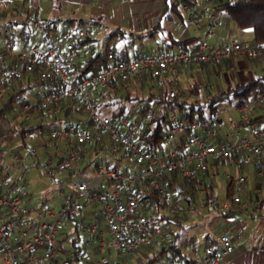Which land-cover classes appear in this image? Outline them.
Here are the masks:
<instances>
[{
    "label": "built area",
    "instance_id": "1",
    "mask_svg": "<svg viewBox=\"0 0 264 264\" xmlns=\"http://www.w3.org/2000/svg\"><path fill=\"white\" fill-rule=\"evenodd\" d=\"M183 7L187 13V24L198 26L202 13H195L188 5ZM88 34L89 32L83 28L59 30L57 39L60 44L49 42L42 35L40 41L33 44L29 50V63L11 65L5 69L0 81V88H8L15 81L33 72L41 79L58 80L66 84V94L79 96L86 114V124L73 123L60 132L55 130L50 132L52 139L72 135L78 145L77 148L69 150L57 167L59 169L70 168L73 162L82 160L86 143L103 142L101 134L93 133L88 129L91 126L99 127L107 133L111 151L117 152L122 149L129 154L136 166L135 172L123 173L114 166L103 164L99 168V173L104 178L123 185L122 190L110 185L106 187L89 186L83 181H77L72 184L73 195L65 199L56 211L49 208L28 207L24 204L25 184L18 180L8 181L1 173L0 264H52L57 261L60 264H73L70 259L74 257L73 253L61 259L58 257L57 234L61 220L97 204L102 206V217L109 230V246L113 253L112 259L109 261L105 259L104 264H126V258L135 254L142 245H150L153 242V236L159 237L161 240L164 239L160 227H153L151 231L149 230L148 221L149 218L155 217V210L150 208L146 212L149 198L133 194V187L137 184L149 180L151 190L157 192L159 199L167 206H174L176 200L167 194L164 184L160 182L161 176L164 174H177L185 178L193 191H197L201 187L200 178L210 170L211 165L215 167L223 162L234 161L237 165H251L254 172L264 178V125H256L244 135L226 132L220 142L215 146H210L214 130L208 120L192 121L185 124L183 120L179 119L167 129L166 139L168 142H172L188 131L189 135L183 143L188 151L177 153L175 150H171L166 158H162L158 153L147 150L142 144L123 134L108 116L99 112L97 104L92 99L94 88H103L115 81H125L132 77L143 78L147 74L166 80L170 86L177 81L176 72L180 66H194L234 56L261 58L264 61L261 48L253 46L249 40L229 41L213 45L200 41L195 49L178 50L161 55H140L118 61L112 60V53L108 51L107 58L111 61L106 68L98 73H89L80 79L70 80L69 66L73 63L77 53L75 42ZM3 56L4 54L0 51V62H3ZM36 61H40L42 65L35 70ZM168 94L172 97L179 92L170 87ZM59 96H48L46 99L33 103L26 102L23 108L34 111L44 110L48 103L56 100ZM263 102L264 91H261L239 108L242 119L248 120L253 108ZM148 113L153 116L154 110L149 108ZM172 118L175 120L174 115ZM133 123L137 125L136 121ZM123 124L127 123L124 121ZM129 132L135 137L144 133V130L142 126H137L130 129ZM44 169L48 168L44 166ZM232 178L233 176L229 172L225 173L227 181ZM235 181L238 188L233 191L230 201H224L223 208L228 210L231 204H236L244 210L258 209L260 207L259 199L249 197L247 200H243L241 196V185L247 181V176L239 175ZM262 198H264V191ZM44 216L52 217V219H42ZM98 227L97 223H92L88 226V230L94 232L99 229ZM146 229L148 234L144 237L134 234ZM232 251L233 244L230 236L222 234L219 236V246L204 248V264H217L225 254ZM76 261L90 264L92 258L90 254L80 252L76 255Z\"/></svg>",
    "mask_w": 264,
    "mask_h": 264
},
{
    "label": "crops",
    "instance_id": "2",
    "mask_svg": "<svg viewBox=\"0 0 264 264\" xmlns=\"http://www.w3.org/2000/svg\"><path fill=\"white\" fill-rule=\"evenodd\" d=\"M43 1H50L51 8L50 5H48L47 9H43L41 7ZM55 1L59 4L55 5ZM225 1L226 0H199L196 6H189L195 13H202L198 26L187 24V17L185 18L184 16L183 20H163V26L166 29L171 30L173 37L176 39L195 37L197 38L195 42L203 41L211 45L226 43L229 41H250L252 38L251 29L247 28L241 30L237 28L226 14L218 10ZM59 6H73V8L71 7L72 11H68L67 17H65L68 19H64L63 23L56 22L55 26H51L45 30L41 22L55 19L56 8ZM164 9L165 0H0V18L3 20L0 24V51L4 54V60L3 62H0V80L7 67L18 65L20 60L29 57L31 46L38 43L42 35H48L56 44H60L57 39V31L73 29L71 27L81 28L71 19L76 10L86 16L84 18L89 20L88 23L99 26L100 29H98L97 32L86 29L91 36L95 37L101 33L102 30H108L103 27L105 25L132 32H141L150 29L157 25L159 17H161ZM41 10H46V13L44 14L45 17L48 18H43ZM182 13L187 15L184 7H182ZM80 20L82 21L85 19L81 17ZM108 42L109 39H107L105 44ZM93 44L94 42H90L87 45H84V47L77 49L74 61H79L80 59L85 58L90 50H94L95 46ZM150 45L155 47L152 43H150ZM207 72L212 75L213 83L209 80L204 83L206 79H204L203 73ZM247 72H251L253 75L264 74V61L257 58L256 60H249L241 56H234L229 59L207 62L194 66H180L176 72L178 79L170 85V87L176 88L179 94H181L180 89L183 87L182 81L185 80L188 81V83L184 87L187 88L190 83H197L202 87V92L205 93L206 96H209L208 90L210 89H215V92H219L229 85H235L237 82L245 81ZM21 83L22 88L30 93V89L37 86L32 85V76L30 74L24 76L21 79ZM221 84L224 85V89L220 90ZM4 89L7 88H0V93ZM51 91L52 90L47 86H42L41 91H37L33 94L35 98L33 100L28 99L29 101L26 102L33 103L43 100L50 95ZM191 95L192 94L189 93V96ZM56 104L57 105L54 107L50 106L46 110H38L31 114L27 113L25 119L29 120L32 116H36L38 119L48 122L51 126L57 123L60 130L73 123L86 124L85 115H81L74 111L75 108L66 100V98ZM262 104L263 107H260ZM62 106H71V112L69 115H65ZM257 106H259L257 109L253 108L251 117L264 114V102ZM237 110L240 112L239 109ZM260 125H264V121H262ZM87 126L89 125L87 124ZM254 126L256 125H240L235 121H231L230 131L234 130L232 132L233 134L244 135ZM25 127L22 129L29 128ZM88 129L91 132L95 130V128L91 126H89ZM35 130L32 132H36ZM49 130L51 132L54 129L51 127ZM213 130L214 136L210 142L218 143L225 137V132L216 127H213ZM103 133L105 132L101 133L103 140L101 145H104V149L102 150L111 153V155H108L109 159L103 157L105 160L102 158L101 161L98 162L96 159L99 157L98 151L101 150H99V147L93 142L86 143L84 145L85 153L83 159L79 162H73L70 169L66 171V179L69 181V186L71 185L74 176L80 178V181L85 182L89 186H104L106 180L99 173V168L103 164L105 165L107 162H110L111 166L120 170H124V168L131 165V163H127L128 161H126V158L122 155L123 150L112 152L109 149L110 142L108 136ZM56 139H63L65 146V151L59 157V162L64 156H66L70 149L78 147L72 135ZM61 145L62 144L55 148L56 151L63 150V146ZM48 157V162H51V156ZM115 163H117V165ZM220 167H225L226 171L224 172H229L234 178L242 174L246 175L247 181L241 185V196L243 200H247L249 197L259 199L260 207L258 209L253 208L250 210H244L239 205L231 204L230 209L226 210L223 208V202L221 207L218 206V209L221 210V217L215 227L213 235L206 236L204 245L200 250L193 246V242H190L188 243L190 248L188 247L186 250L183 249V251L188 257L195 261V264H204V248L213 242L215 244L218 243L217 246H219V236L227 234L232 240L233 251L225 254L217 264H264V198H262V192L264 191V178L258 176L251 165H237L234 161L223 162L222 164H217L215 167L211 165L210 170L201 176L204 183L213 188V200L210 203L215 201L213 179L220 175ZM224 181L226 191L227 180L225 179ZM69 186L67 187V190L62 189L60 193L62 199L58 205L45 208L56 211L61 203L72 195L73 192H71L72 190L69 189ZM235 188H238L237 183ZM203 192L205 193V190H203ZM30 198V194L24 192V204L28 207H31L28 204V201H31ZM225 212H230V214L224 215ZM98 215H100L99 206L94 205L82 211L80 216H76H79L80 219L79 227L83 226L86 228L89 223H97L99 226L98 232H95L96 230L90 232L87 229L83 237V243L86 247L90 248L92 252L89 253L92 257L90 264H102V260L106 259L109 261L113 257L112 249L108 245L109 241L107 240L110 238V234L105 228H103V222H100L101 224L99 225L96 220ZM42 219L49 220L52 219V217L44 216ZM65 219H63V221ZM63 221L61 220V224H63ZM65 226L66 229L64 228L63 231L58 229L57 244L59 254L67 256L71 255L73 251H70L68 248L61 245L60 236L64 235V237H66L68 229H72L68 222L65 223ZM101 243H103V245H101ZM167 264H170V261H168Z\"/></svg>",
    "mask_w": 264,
    "mask_h": 264
},
{
    "label": "trees",
    "instance_id": "3",
    "mask_svg": "<svg viewBox=\"0 0 264 264\" xmlns=\"http://www.w3.org/2000/svg\"><path fill=\"white\" fill-rule=\"evenodd\" d=\"M198 2L199 0H165V9L161 14V17H159L156 26L141 32H132L117 28L111 34L109 42L104 44L102 48L98 50H90L86 54L85 58L80 59L79 61H73V63L69 66L68 71L70 80L80 79L89 73H98L106 68L111 61L107 58L108 51L112 53V60L118 61L129 59L131 57V50H133L132 57H135L140 55H161L178 50L195 49L200 43V41L195 42L197 38H174L171 30L166 29L163 26V20H183L182 7L184 5L194 7L198 4ZM218 10L226 14L237 28L241 30L247 28L251 29L252 38L250 42L253 46L261 48L264 54V0H226L218 8ZM56 22V19H50L42 21L41 24L44 29L47 30L49 27L55 26ZM71 28L76 29L75 27ZM45 37L49 42L55 43L48 35H45ZM94 40L95 38L89 33L75 42V47L80 49L84 47V45L94 42ZM113 42L121 43L116 46ZM150 43L154 44L155 47L151 46ZM135 46L137 47L135 48ZM246 59L256 60L251 58ZM257 59L262 60L261 58ZM29 61L30 57H26L25 59L20 60L18 65H25L29 63ZM41 65L40 61H36L35 70ZM30 75L32 76V85L47 86L50 90H52L49 96L60 95L59 98L48 103L44 110L50 106L54 107L57 105L56 103L61 102L64 98H66V100L75 108L74 111L81 115L84 114L86 117L79 96L77 94L68 95L65 93L67 88L66 84H63L58 80L41 79L37 74H35V72ZM169 88L170 86L167 84L166 80L147 74L143 78L132 77L125 81H115L103 88H94L92 91V99L97 104L99 112L108 116L110 121L115 124V126L119 127L123 134L142 144L147 150L158 153L162 158H166L171 150H175L177 153L188 151V149L183 146L185 139L189 135L188 131H185L183 135L175 138L172 142L166 143L167 129L176 120L181 119L185 122V124L192 121L208 120L212 127L215 121L220 120L216 116L218 103L228 101L233 103L236 109H239L259 92L264 91V74L253 75L251 72H247L245 81L237 82L235 85H229L222 91L214 92L209 96L204 97H202V87L197 83H190L188 85V93H181L172 97L168 94ZM24 90L25 89L21 87L20 90L11 94L7 104L11 105L15 101L21 100L20 93L24 92ZM189 93L192 95L189 96ZM19 103L21 104V109L26 114L33 111L32 109L26 110L23 108L26 101H20ZM62 107L64 108L65 115H69L71 112V106ZM257 107L259 106H255L254 109H257ZM260 107H263V104L260 105ZM149 108L154 110L153 116L149 115ZM173 115L175 116V120L172 118ZM124 121L127 123L126 125L123 124ZM134 121H136L137 125L133 123ZM260 121H264V114L256 117L250 116L248 120L241 119L237 123L240 125H260ZM137 126H142L144 133L138 134L134 137L130 135L129 131ZM37 128L42 127L33 126L21 129V132H32ZM96 132L101 134L102 129L97 127L93 133ZM101 143L102 142L95 143V145L99 147V150L104 149V145H101ZM216 144L217 142H212L210 146H215ZM122 153L125 158L128 157L131 160V165L124 168V170H118L123 173L135 172L136 166L129 154L124 150ZM117 163L115 164L117 165ZM110 164V162H107L106 165L109 166ZM104 179L106 181L102 187L110 185L120 191L122 190L123 185L106 178ZM200 179L203 181L202 178ZM160 182L164 184L167 194L171 195L174 200L181 199L186 200L189 204L191 203L192 195L195 192H192L189 182L185 178H182L177 174H164L161 176ZM235 187L236 181L233 177L227 181L225 199H232L233 191L236 189ZM200 189L205 190L204 199L206 204H209L213 200L212 186L204 183L203 181ZM133 194L138 197L146 196L149 198L145 211L147 212L148 209L153 208L155 210V217L149 218L148 227H159L153 226L158 224L156 220L163 221L162 226L164 229L162 230V235L164 236V239L161 240L158 237L159 241L157 243L153 240V242L148 246L142 245L135 254L126 258V264H159L164 258L167 261H170V264H195V261L188 257L183 251V245L186 241H183L180 244L177 242L181 237V227L175 230L169 228V224L181 226L182 223L175 216L173 217L167 213H160V210L167 205L159 199L157 192L151 190L149 180H144V182L134 186ZM97 206H99L100 215H98L96 220L99 225L101 224L100 222H103V228L109 232L102 217V206L101 204H97ZM82 211L76 215L67 217L68 219L76 220L73 232L77 233L80 228V219H76V216H80ZM229 214L230 212L224 213V215ZM88 226L86 228L81 226V228L87 230ZM95 232H98V229ZM71 233H67V235ZM134 234L144 237L148 234V230L146 229ZM79 237V234H77L71 238L74 257H71L70 259L73 261V264H82L76 261V255L81 252V246L77 243ZM107 240L109 241V239ZM217 245L218 243L215 244L213 242L208 246L216 247ZM136 255L143 258L141 262H132V257H135ZM60 256L61 255L59 254V259H61Z\"/></svg>",
    "mask_w": 264,
    "mask_h": 264
},
{
    "label": "rangeland",
    "instance_id": "4",
    "mask_svg": "<svg viewBox=\"0 0 264 264\" xmlns=\"http://www.w3.org/2000/svg\"><path fill=\"white\" fill-rule=\"evenodd\" d=\"M54 4L58 5L59 3L55 1ZM48 5H50L51 8L50 1H43L41 7L43 9H47ZM71 7L73 8V6ZM71 7L59 6L56 8V16L54 17L57 22L63 23L64 19H68L65 17H67L68 11H72ZM41 12L43 13V18H48L45 17L44 14L46 13V10H41ZM183 16L186 18V14L183 13ZM81 17L85 20L81 21ZM84 17H86L84 14H81L80 11L76 10L72 15L71 19L75 22V24H77L78 27H81L83 29H89L91 31L94 30V32H97V30L100 29L99 26L88 23L89 20H86V18ZM2 22L3 20L0 18V24ZM60 27L63 28L62 26ZM103 27L107 28L108 30H102L101 33L94 37V50L102 48L107 39H109L111 34L117 29V27H112L108 25H105ZM113 43L118 46L121 42ZM136 47L137 46H135V48ZM130 55L132 57V51L130 52ZM203 77L204 79H206L205 82L202 79L204 83H206V81L208 80L213 83L212 75L209 72L203 73ZM187 83L188 81H182L183 87L180 89L182 94L188 93L187 88L184 87ZM21 87V80H17L7 89L2 90L0 93V172L5 175L8 181L18 180L25 184V192L30 194L31 196V201H28V204L29 206H31V208L40 207L45 209V207L58 205L60 203L62 199L60 194L62 189L67 190V187L69 186V181L66 179V171L70 168L59 169L57 167L59 157L65 151L64 140L50 138L49 129L52 127L55 131L60 132L62 130H60L59 125L56 123L51 126V124L38 119V117L36 116H32L29 120H26L25 116L27 114L21 109V104L19 102L29 101L28 99L33 100L35 98L33 94L37 91H41L42 86H36L33 89H30L31 93L27 92V90L21 92V100H17L11 105L7 104L10 95L13 94L15 91L20 90ZM221 89H224L223 84L220 85V90ZM215 91V89L208 90V95L214 93ZM204 96H206V94L202 92V97ZM33 112L35 111L33 110L31 113ZM216 116L220 120L215 121L212 127H216L219 130L224 131L225 133L234 131H230L231 121L239 122L242 119V114L238 112L233 103H230L228 101H222L218 103ZM38 125L42 128H37V130H35L36 132H21V129L25 126L33 127ZM103 134L106 135L107 133L105 132ZM166 143L169 142L167 141ZM60 144H62L61 146H63V150L56 151L55 148H57V146ZM98 153L99 157L96 159L98 162H100L103 157H106L105 159H109L108 155H111L110 152H108V154L103 150L98 151ZM48 156H51V162H48ZM126 161H128L127 163H131V160L129 158H126ZM44 166H46L48 169L45 170ZM220 168V175L213 179L215 193V201L213 203H205L204 192L199 188L197 191H194L195 193H193L192 195L190 204L186 200L177 199L176 201H174V206H164V208L160 210V213H167L173 217L175 216L182 223L181 226L169 224V228L175 230L181 227V237L177 242L178 244H180L183 241H186L183 245V249L185 250L188 247L190 248V246H188V243L190 242H193V246L196 249L200 250L201 247H203L204 245L206 236L213 235L215 227L217 226V223L221 217V210L218 208L221 207L222 203L226 200L224 181V171L226 170L225 167ZM80 180V178L74 176L72 179V183L69 186V189L72 190V184ZM175 203H177V205H175ZM78 218L79 216L76 217V219ZM66 222H68L72 229H68V233L73 232L75 219H65L63 221V224L60 225L59 229H61L62 231L64 230V228L66 229ZM156 222H158V224L153 226H159L163 230V221L156 220ZM149 230L151 231V228ZM85 232L86 229H82L80 227L77 233L73 232L71 234H68L67 237L61 235L60 243L63 247H66L70 251H72L73 246L71 245V238L79 234L80 237L77 243L81 246V252L87 254L92 253L91 249L86 247L83 243V237ZM149 234H151V232H149ZM153 240L158 242L159 238L153 236ZM64 257V254L60 256V258ZM132 258V262H141L143 259L139 255H136ZM101 263L104 264L105 260L101 261ZM167 263L168 261L164 258L159 264ZM54 264H60V262L57 261Z\"/></svg>",
    "mask_w": 264,
    "mask_h": 264
}]
</instances>
